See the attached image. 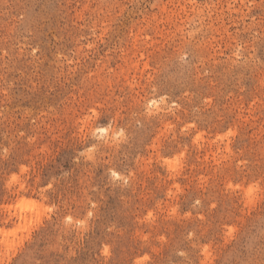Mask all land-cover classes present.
<instances>
[{
  "label": "rangeland",
  "instance_id": "374dc122",
  "mask_svg": "<svg viewBox=\"0 0 264 264\" xmlns=\"http://www.w3.org/2000/svg\"><path fill=\"white\" fill-rule=\"evenodd\" d=\"M0 264H264V0H0Z\"/></svg>",
  "mask_w": 264,
  "mask_h": 264
},
{
  "label": "clouds",
  "instance_id": "9594fccd",
  "mask_svg": "<svg viewBox=\"0 0 264 264\" xmlns=\"http://www.w3.org/2000/svg\"><path fill=\"white\" fill-rule=\"evenodd\" d=\"M105 131H106V129H105L104 127H101V128L98 129V132H99L100 134H104Z\"/></svg>",
  "mask_w": 264,
  "mask_h": 264
},
{
  "label": "bare ground",
  "instance_id": "6f19581e",
  "mask_svg": "<svg viewBox=\"0 0 264 264\" xmlns=\"http://www.w3.org/2000/svg\"><path fill=\"white\" fill-rule=\"evenodd\" d=\"M172 165L174 164V162L173 163H171ZM32 203V202H31ZM31 203H29V204H31ZM21 218V217H20ZM24 219H26V217H24ZM27 219H28V217H27ZM26 222H27V220H26Z\"/></svg>",
  "mask_w": 264,
  "mask_h": 264
}]
</instances>
